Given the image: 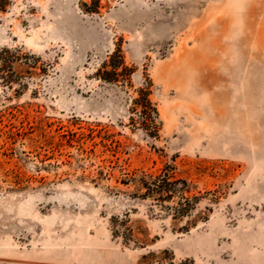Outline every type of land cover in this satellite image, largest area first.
Instances as JSON below:
<instances>
[{
	"label": "rangeland",
	"instance_id": "1",
	"mask_svg": "<svg viewBox=\"0 0 264 264\" xmlns=\"http://www.w3.org/2000/svg\"><path fill=\"white\" fill-rule=\"evenodd\" d=\"M118 47L128 84L98 76ZM0 54V264H264V0H14ZM168 165L176 220L122 183ZM127 211L154 241L112 236Z\"/></svg>",
	"mask_w": 264,
	"mask_h": 264
},
{
	"label": "trees",
	"instance_id": "2",
	"mask_svg": "<svg viewBox=\"0 0 264 264\" xmlns=\"http://www.w3.org/2000/svg\"><path fill=\"white\" fill-rule=\"evenodd\" d=\"M14 3V0H0V13L5 12ZM2 51H5L4 49ZM11 61V62H10ZM7 62L0 54L1 71L5 67L12 70V60ZM134 68L126 64L121 48H116L104 61L98 70V76L108 82H123L128 84ZM5 82L10 83L13 79L4 77ZM152 81L146 80L137 89L138 95L132 99L131 117L134 125L137 123L150 135L158 136L159 112L156 104L152 101ZM136 116V117H135ZM124 184L134 187L130 197L135 201L151 200L152 204L160 207L161 211L171 214L173 219H180L189 216L195 209L198 200L197 196L191 195V186L187 179L175 174L172 166H166L157 174H144L140 177H131L123 180ZM112 236L122 238L126 244L145 247L154 239L149 238L148 229L138 221L132 223L129 218V211L122 216L112 215L110 217ZM186 228V227H185Z\"/></svg>",
	"mask_w": 264,
	"mask_h": 264
},
{
	"label": "bare ground",
	"instance_id": "3",
	"mask_svg": "<svg viewBox=\"0 0 264 264\" xmlns=\"http://www.w3.org/2000/svg\"><path fill=\"white\" fill-rule=\"evenodd\" d=\"M235 1V0H234Z\"/></svg>",
	"mask_w": 264,
	"mask_h": 264
}]
</instances>
